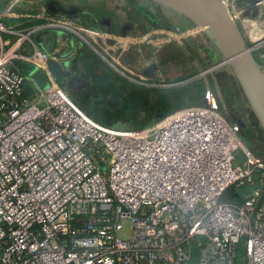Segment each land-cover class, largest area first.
<instances>
[{
	"label": "built area",
	"instance_id": "2783aa9c",
	"mask_svg": "<svg viewBox=\"0 0 264 264\" xmlns=\"http://www.w3.org/2000/svg\"><path fill=\"white\" fill-rule=\"evenodd\" d=\"M20 1L0 0V264H190L193 251L197 264H239L241 244L242 264H264V159L217 102L206 94L148 128L116 131L52 80L25 97L13 62L42 69L49 56H24L22 44L44 30L99 34L62 15L15 30L5 19ZM189 35L166 32L162 42ZM237 151L244 167L234 165ZM255 182L239 199L235 190ZM227 193L233 200L221 201Z\"/></svg>",
	"mask_w": 264,
	"mask_h": 264
},
{
	"label": "crops",
	"instance_id": "0c3cea01",
	"mask_svg": "<svg viewBox=\"0 0 264 264\" xmlns=\"http://www.w3.org/2000/svg\"><path fill=\"white\" fill-rule=\"evenodd\" d=\"M51 1L55 2L57 6L62 9L72 10V13L70 15H65L57 13L54 10H47V4ZM104 1L108 7H113L117 17L114 18L109 12L105 13L104 11L98 15L94 13L92 7ZM125 1L127 0H21L14 9L12 17L5 19V24L13 27L15 30H25L41 25L44 16L64 15L81 26L98 33L99 35L93 36L92 40L89 39L85 41L78 36L62 31L48 33L49 30H44L36 33L32 38V42H25L22 44L18 52L27 57H30L35 49L48 54L49 59L44 63V67L40 69L34 65L36 70L44 74L48 85L49 81L52 80L53 83L66 92L72 102L88 118L103 127L111 128L110 125L103 123L99 117L92 113L90 96L94 91L98 92V90L106 95L115 94L121 96V98L124 99V103L130 104L136 113L138 112L136 119L128 122V129L126 131H139L152 126L161 118L175 111L203 103L204 97L207 94L206 90L208 91L209 88L196 79L197 76L201 74L192 77L193 79L189 77V75L187 78H169L166 67L173 62L172 51L175 52V50L179 49L178 42L163 44L159 49L153 48V46L140 41L127 42V45L125 43V45L118 42L114 43L117 38L121 41L125 38L137 40V36L143 33L141 31L142 27L140 20L142 13L140 10L138 11L136 9L137 4L141 5L143 1L148 7L154 10L153 12H159L161 14L159 15V21H162L161 23L164 27L167 28L166 25H169L168 23H172L174 20L184 23L182 19L185 18L182 16L148 0H129L133 2V8L129 11L130 16L128 20L125 18L122 19L119 12L122 11L124 13L126 11ZM220 1L223 2L227 8L230 4V6L233 5L238 11H242L239 15L240 18L238 17L235 23L245 45L248 46V44H250L252 46L251 50L255 54L257 60L256 64L264 74V24H262V21H264V13L262 15L263 17H261L262 19H260L258 13V15L254 13L253 17H245L247 15L244 14L245 9H243V7H254L255 4L250 5L255 2L254 0ZM228 10L231 12L229 8ZM155 14L156 13H154V15ZM99 22H107L110 25L109 30L111 33H108V29L102 26L100 27ZM250 22L253 26H250L251 24L249 25ZM121 32H125L124 38L121 37ZM145 33H149L144 35L147 37H156L157 35L165 34V32L161 30H152L151 32ZM101 34L105 36L108 43H113L112 47L116 48L119 45L120 53L115 54L114 58L109 56L108 59L110 60H107V58L94 47V40H100L102 36H99ZM5 37L11 41L14 40L13 36L7 35ZM259 38L263 41L257 44L260 40ZM187 41V39H183L181 44L188 49L189 44ZM255 43L257 45H255ZM182 55H184V53H182ZM218 56L221 57L222 61H218L216 66L212 69L225 65L221 64L223 62V57L217 49L215 52H209L208 54L211 60H215ZM14 62L11 67L16 69L17 67ZM26 64L31 65L29 63ZM184 65H186L188 70V56H185V60L184 57L181 59L182 71L184 70ZM207 72V70L202 72V75L207 74ZM25 78V93L31 92L32 94V91L35 90L37 85L30 78ZM214 93V95H209L219 104L218 96L216 92ZM175 100L176 106L173 105L174 107H172L170 102H174ZM147 106H149V111L145 112ZM166 108L168 110L171 108L173 109L167 114ZM236 112L240 114L239 116L241 118L243 117V112H238V110ZM251 114L254 123H258L252 112ZM146 115L155 117V121L147 123L145 121ZM233 115V113H230L231 117ZM250 119L251 118H249V121L251 122L252 119ZM228 120L230 121V118ZM257 129L260 131L262 140L260 142L261 145L258 146L259 150H255L256 154L253 153V155L263 159L264 134L261 132L262 130H260L259 124H257ZM238 135L242 140L239 130Z\"/></svg>",
	"mask_w": 264,
	"mask_h": 264
},
{
	"label": "rangeland",
	"instance_id": "374dc122",
	"mask_svg": "<svg viewBox=\"0 0 264 264\" xmlns=\"http://www.w3.org/2000/svg\"><path fill=\"white\" fill-rule=\"evenodd\" d=\"M254 1L255 2H253L252 4L249 3L250 5L255 4L254 7H250V6L243 7V9H245L244 14L247 15L245 17L247 18L253 17L254 13L256 14L258 13L260 19H262L261 17H263L262 15L264 13V5L256 6L258 0H254ZM125 2H126L125 4L126 11L124 13L121 11L119 12V14H121L122 19L125 18L126 20H128L130 16L129 11L133 8L132 7L133 2L129 0ZM107 7L108 6L105 4V1H104L98 4H95L92 7L93 8L92 10L94 11L96 15L104 11L105 13L109 12V14L114 18L117 17L114 13L113 7L112 6L111 8L110 7L107 8ZM228 8L231 11H238L233 5L230 6V4L228 5ZM136 9L138 11L140 10V12L142 13L140 20H141V27H142L141 31L143 32L140 36H137V40L140 42H144V43H147V41H149V45L153 46V48L159 49L161 45L163 46V44H170L171 42L170 43L162 42V38L165 36L164 33L157 35L156 37H147L144 35L149 34V33H145V32H149V31L151 32L152 30H161L162 32H165V33L170 32V31L172 32L179 31L180 33H183L186 31L189 32L190 35L186 38L188 40L187 43L189 44V48L187 49L186 47H183L182 46L183 44H181L183 40H181L178 42L179 49L175 50V52L172 51L173 62L167 65L166 67L169 78H172V77L173 79H178L181 77L187 78L188 75L189 77L192 78V77H195L201 74L200 76H197L196 79H198L199 82L207 85V87L209 88L208 91L206 90L207 94L214 95L215 94L214 92H216L218 96L217 98L219 99L218 109L225 115L226 119L230 118V113H233L235 116L237 115L239 116L240 114L239 113L237 114L236 112L237 110L238 112L239 111L241 113L243 112L244 115L241 119L243 120V123L246 124V128H242V130H240L242 141H243V144L249 149V151L256 154L255 150L257 149L259 150L258 146L261 145L260 142L262 140L260 137L261 135L260 131L259 129H257L258 123H254V119L251 116L252 115L251 111L243 97V94L241 92V89L238 83L235 81L236 79L230 67L228 65H222L215 69H212L216 66L218 61L220 62L222 61L221 57L219 56L215 58V60H211L208 57L209 52L213 53L216 51V47L211 43V41L205 36V34L202 31H195L198 29L195 28L190 22L186 21L185 19H182L184 23L182 22L180 23L175 20L172 21V23L169 22L168 23L169 25H166L167 26L166 28L164 27V25H162L161 23L162 21H159V15L161 14L159 12H153L154 10L151 7H148L144 1L141 5L137 4ZM149 11H152V12H149ZM154 13L156 14L154 15ZM62 16L65 18H68L64 15ZM250 24L251 22L249 23V25ZM262 24H264V21H262ZM250 26H253V24H251ZM99 37H101L100 40H94L95 41L94 47L99 53L103 54V56L107 58V60H110L108 59L109 56L114 58L115 54L120 53L119 45L116 48L112 47L113 43H108V41L105 39V36L103 34H101ZM144 37H147V38H144ZM263 40L260 39L257 42V44L261 43ZM116 42L120 44L125 43L127 45L128 44L127 42L129 41H121L117 38V40H115L114 43ZM172 43H175V41H172ZM257 44L255 43V45ZM247 47L251 49L252 46L248 44ZM182 53H184V55H182ZM185 56H188L189 58V65H188L189 68L187 70L186 65H184V70L182 71L181 70V59L182 57H184V60H185ZM251 56L253 57L256 63L257 60H256L254 52L251 53ZM30 66H32L33 69L36 70V67L34 65H30ZM209 69H212V70H209ZM206 70L208 71L207 74L202 75V72ZM90 99H91L90 107H91L92 113L95 116L99 117L103 123L110 125V127L113 130L126 131L128 129L127 128L128 122L135 120L137 117L138 112L136 113V111L130 104L124 103V99L121 98V96H117L115 94L106 95L102 91L98 90V92L94 91L92 93V95L90 96ZM170 103L172 107H174L173 105L176 106V100ZM199 105H201V103ZM177 107H180V106H177ZM171 109L168 110L166 108V111H167L166 113L168 114L171 111ZM148 111H149V106L146 107L145 112H148ZM154 118L155 117L153 116L146 115L145 121L147 123H152L155 121ZM249 118L252 119L251 122L249 121ZM234 155L236 159V161L234 162V165H239L241 167H244V155L240 151L235 152ZM230 194L232 195L231 192ZM231 200H233V198L229 197L228 193L225 194L221 198V201H231ZM123 224H124L123 225L124 229L119 233V236L121 238H128L129 223L124 222ZM240 247L241 248H240V254H239V262L240 264H242L244 261V248L242 244ZM197 259H198V252L193 251L192 260L190 264H197Z\"/></svg>",
	"mask_w": 264,
	"mask_h": 264
},
{
	"label": "water",
	"instance_id": "95a60500",
	"mask_svg": "<svg viewBox=\"0 0 264 264\" xmlns=\"http://www.w3.org/2000/svg\"><path fill=\"white\" fill-rule=\"evenodd\" d=\"M164 7L189 21L202 31L223 57L221 64L232 70L242 94L264 134V74L255 63L249 49L241 37L234 20L229 16L227 6L220 0H148ZM47 10L68 15L72 10H65L53 1L47 4ZM57 31V30H55ZM55 31H49L55 32ZM107 31V30H106ZM108 33H111L108 30ZM125 37V32H121ZM16 69L30 78L40 90H45L48 83L44 74L34 70L26 63L14 62ZM258 177H255V181ZM258 188V182L244 189H236L239 199L244 198Z\"/></svg>",
	"mask_w": 264,
	"mask_h": 264
},
{
	"label": "flooded vegetation",
	"instance_id": "af4514ba",
	"mask_svg": "<svg viewBox=\"0 0 264 264\" xmlns=\"http://www.w3.org/2000/svg\"><path fill=\"white\" fill-rule=\"evenodd\" d=\"M72 12L69 13V15L71 14ZM99 26L101 27H104L105 29H110V25L106 22H99ZM238 116V115H237ZM235 116L233 115L232 117L230 116V122L233 126L237 127V129L240 131L242 130V128H245V124L243 123V120L241 119L240 116ZM264 151V150H263Z\"/></svg>",
	"mask_w": 264,
	"mask_h": 264
},
{
	"label": "trees",
	"instance_id": "16d2710c",
	"mask_svg": "<svg viewBox=\"0 0 264 264\" xmlns=\"http://www.w3.org/2000/svg\"><path fill=\"white\" fill-rule=\"evenodd\" d=\"M29 94L32 95L31 92H26V93L24 92L25 97H30ZM27 95H28V96H27ZM262 153H263V159H264V151H262ZM240 246H241V245H240ZM240 246H239V252H238V263H239V264H240V262H239V254H240V248H241Z\"/></svg>",
	"mask_w": 264,
	"mask_h": 264
},
{
	"label": "bare ground",
	"instance_id": "6f19581e",
	"mask_svg": "<svg viewBox=\"0 0 264 264\" xmlns=\"http://www.w3.org/2000/svg\"><path fill=\"white\" fill-rule=\"evenodd\" d=\"M123 41L136 42V41H138V40H132V39H127V38H125Z\"/></svg>",
	"mask_w": 264,
	"mask_h": 264
}]
</instances>
